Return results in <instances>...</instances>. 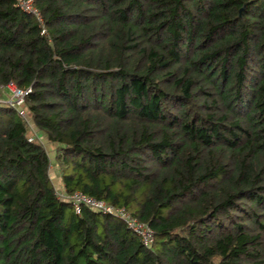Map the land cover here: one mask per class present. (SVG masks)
Here are the masks:
<instances>
[{"label": "trees", "instance_id": "trees-1", "mask_svg": "<svg viewBox=\"0 0 264 264\" xmlns=\"http://www.w3.org/2000/svg\"><path fill=\"white\" fill-rule=\"evenodd\" d=\"M31 1L45 35L0 0L31 122L0 104V264H264V0Z\"/></svg>", "mask_w": 264, "mask_h": 264}, {"label": "built area", "instance_id": "built-area-1", "mask_svg": "<svg viewBox=\"0 0 264 264\" xmlns=\"http://www.w3.org/2000/svg\"><path fill=\"white\" fill-rule=\"evenodd\" d=\"M17 7L23 12L31 15L40 26V34L45 35L46 30L43 20L38 10L33 6L31 0H16ZM30 89H18L13 83H8L5 86H0V104H5L13 109L24 119L26 114L23 110L25 97L29 94ZM27 120V119H26ZM31 139H29L30 141ZM57 191V198L60 201L69 202L74 207L76 213L79 212L80 207L86 206L92 211L100 214L113 216L122 221L126 228L136 235L142 245L145 247L151 246L153 242V232L144 223L138 221L130 215L128 211L121 207H115L102 200H97L92 197L83 195L79 192L66 194Z\"/></svg>", "mask_w": 264, "mask_h": 264}, {"label": "rangeland", "instance_id": "rangeland-1", "mask_svg": "<svg viewBox=\"0 0 264 264\" xmlns=\"http://www.w3.org/2000/svg\"><path fill=\"white\" fill-rule=\"evenodd\" d=\"M26 119H27V121H28L29 123H31V122L29 121V118H28V117H26ZM32 129H33V127H32ZM33 130H34V129H33ZM40 140H41V142L45 145V150L48 152L49 156L52 157L51 148H50V146L46 143L45 138H41ZM50 176H51V178H52V180H53V184L55 185V188H56V189H60V184H59V182L57 181L56 175H55V173H53V170H52V169H50Z\"/></svg>", "mask_w": 264, "mask_h": 264}]
</instances>
